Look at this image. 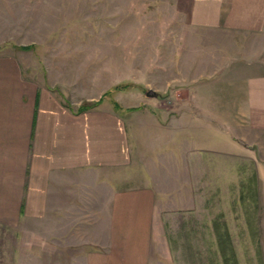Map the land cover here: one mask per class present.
<instances>
[{"label":"rangeland","instance_id":"rangeland-1","mask_svg":"<svg viewBox=\"0 0 264 264\" xmlns=\"http://www.w3.org/2000/svg\"><path fill=\"white\" fill-rule=\"evenodd\" d=\"M213 2L21 0L1 8V41L68 102L117 98L121 111L146 114L149 126L136 133L145 151L149 137L162 135L136 166L135 186H150L154 197L147 264H264V88L249 97L239 71L256 59L261 79L264 38L226 30L223 14L219 24L197 23ZM189 114L213 118L215 130ZM65 225L72 231L64 238L44 219L1 229L0 264H87L99 232H79L72 218Z\"/></svg>","mask_w":264,"mask_h":264},{"label":"crops","instance_id":"crops-1","mask_svg":"<svg viewBox=\"0 0 264 264\" xmlns=\"http://www.w3.org/2000/svg\"><path fill=\"white\" fill-rule=\"evenodd\" d=\"M17 2L21 0H0V12ZM213 3L203 18L196 17L197 23L219 24L223 14L226 30L264 38V0ZM26 58L0 37V230L23 231L20 225L44 219L50 232L62 231L64 238L72 231V225H65L72 218L79 232H99L98 241H89L94 250L87 252V264H147L154 197L150 186H135L136 166L153 152L151 145L163 144L162 135L149 137L150 150L145 151L136 133L149 126L146 114L121 111L114 105L117 98L68 102ZM255 61L239 70L247 78L242 81L249 97L264 88ZM232 82L239 87V81ZM189 117L210 120L207 130H215L213 118ZM134 119H142L143 127L140 122L135 127ZM256 169L258 176V165ZM93 200L99 201L98 208L87 204ZM262 216L264 226V211Z\"/></svg>","mask_w":264,"mask_h":264},{"label":"trees","instance_id":"trees-1","mask_svg":"<svg viewBox=\"0 0 264 264\" xmlns=\"http://www.w3.org/2000/svg\"><path fill=\"white\" fill-rule=\"evenodd\" d=\"M128 88H122V89H119V91H125V90H127ZM114 105H117L118 106V108H119V105L116 103V102H114ZM223 249V248H222Z\"/></svg>","mask_w":264,"mask_h":264},{"label":"water","instance_id":"water-1","mask_svg":"<svg viewBox=\"0 0 264 264\" xmlns=\"http://www.w3.org/2000/svg\"><path fill=\"white\" fill-rule=\"evenodd\" d=\"M153 95H156V93L154 92V93H152ZM146 95H150V92H146Z\"/></svg>","mask_w":264,"mask_h":264}]
</instances>
